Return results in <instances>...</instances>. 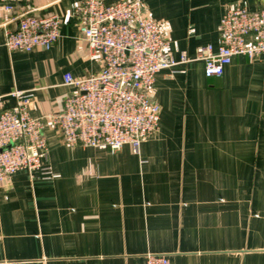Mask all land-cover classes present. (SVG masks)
<instances>
[{
  "label": "crops",
  "instance_id": "obj_1",
  "mask_svg": "<svg viewBox=\"0 0 264 264\" xmlns=\"http://www.w3.org/2000/svg\"><path fill=\"white\" fill-rule=\"evenodd\" d=\"M81 1L31 2L35 16L62 23L51 50L30 53L4 47V30L24 9L5 13L0 4V109L14 105L13 90L32 96L45 165L57 175L20 171L0 183V264H144L148 254L171 264H264V67L236 56L221 77L206 78L198 58L205 45L217 49L227 9L256 11L264 0H103L141 2L167 53L188 59L155 77L157 130L138 150L115 153L69 147L51 123L75 93L63 75L102 68L79 33Z\"/></svg>",
  "mask_w": 264,
  "mask_h": 264
},
{
  "label": "built area",
  "instance_id": "obj_2",
  "mask_svg": "<svg viewBox=\"0 0 264 264\" xmlns=\"http://www.w3.org/2000/svg\"><path fill=\"white\" fill-rule=\"evenodd\" d=\"M33 0H0L5 13L24 9L16 18L14 30H4L8 52L49 51L60 37L62 20L57 15L37 17ZM81 20L79 33L90 49L102 58L99 73L82 79L63 75V84L75 93L63 101V109L51 117L62 142L115 153L124 146L135 151L154 133L161 109L150 97L155 77L188 63L182 54L178 61L168 53L159 23L145 14L139 1L107 4L103 0H83L75 8ZM220 43L216 50L208 44L198 51L206 78L221 77L236 56L259 60L264 67V3L250 11L244 6L227 9L218 27ZM9 109H0V183L25 171L44 178H56L45 165L48 145L43 119L29 114L31 95L13 90ZM5 96V97H6ZM4 96H0V108ZM144 264H171L165 255L148 254Z\"/></svg>",
  "mask_w": 264,
  "mask_h": 264
}]
</instances>
